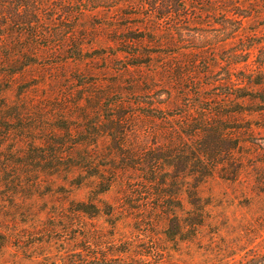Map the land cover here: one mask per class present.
Masks as SVG:
<instances>
[{
	"label": "rangeland",
	"instance_id": "374dc122",
	"mask_svg": "<svg viewBox=\"0 0 264 264\" xmlns=\"http://www.w3.org/2000/svg\"><path fill=\"white\" fill-rule=\"evenodd\" d=\"M202 1L214 11L200 19L201 25H188L184 39L147 43L158 42V37L140 19L131 21L134 25L121 37L132 38V48L148 54L139 59L115 58L116 50L131 48H116L111 32L99 27L101 19L84 16L77 23L87 35L84 62L67 60L61 65L57 57L44 56L22 75L0 84V264H134L131 260H146L148 254L162 264H264V0ZM76 18L72 15V29ZM163 68L170 88L140 95L139 89L147 86L138 89L133 83ZM178 74L187 76L191 86L185 102ZM193 77L205 88L201 99L194 95ZM84 84L87 87L80 90ZM93 84L97 92L107 94L100 106L125 105L113 112L115 117L138 114L128 138L147 156L156 153L158 131L185 133L179 118L184 105L208 109L222 104L229 117L224 116L222 126L229 128L225 132L236 145L234 169L227 170L238 167V176L230 180L216 174L199 187L194 199L205 206L203 225L189 226L193 198L188 184L195 185V177L190 182L181 165L157 175L158 180L167 178L161 189L138 172L121 173L103 197L121 214L108 217L104 208L93 218L75 214L72 202L87 201L89 188L72 186L71 180L50 175L53 170L44 171V161L29 159L25 136L9 132L19 125L16 118L21 115V126L34 129L39 154L50 156L49 142L61 138L55 129L67 124L87 129L93 121L98 110L83 95ZM144 97L164 101L167 109L150 111L152 118H146L137 106ZM84 111L88 121L82 119ZM99 113L104 118L112 114ZM165 116L166 125L160 119ZM160 190H165L164 196ZM158 201L164 209L155 211Z\"/></svg>",
	"mask_w": 264,
	"mask_h": 264
},
{
	"label": "trees",
	"instance_id": "16d2710c",
	"mask_svg": "<svg viewBox=\"0 0 264 264\" xmlns=\"http://www.w3.org/2000/svg\"><path fill=\"white\" fill-rule=\"evenodd\" d=\"M195 1L199 3L193 4ZM213 11V6H206L202 0H0V84L4 81L11 82L15 75H22L27 69L37 65L38 60L44 56L57 57L61 65L67 60L84 62L87 59L85 42L87 35L80 32V26L77 25L84 16L99 17L101 19L99 27L111 32L113 39L111 42L116 44V48H131L116 50L112 54L115 58L128 55L133 59H139L148 54L133 49L132 47L136 45L130 40L132 38L121 37L124 29L126 31L134 25L131 22L134 19H140L145 29L158 37V42L149 40L147 43L162 44L173 42L176 37L186 38V27L192 24L201 25L203 21L200 19ZM72 15L77 17L74 29ZM119 20L123 23L122 26L117 23ZM139 65L138 63L134 66ZM181 75L178 74L176 81L185 102L189 96L187 89L191 86L187 85L188 77ZM192 76L193 74L190 75ZM190 80L196 87L194 95L201 99L204 86L198 84L200 81L196 77ZM167 82L168 71L163 68L133 84L138 89L141 85H146V89H139V94L146 96L152 94L154 89H169ZM91 86L83 95L87 94L85 96L87 104L98 110L94 113L93 121L87 123V129L78 124H67L55 129V134L58 133L61 138L49 142L50 156L39 154V144L33 136L34 129L31 125L21 126V115H17L19 125L9 132L18 133L22 138L25 136L31 154L28 156L29 159L44 161V171L53 170L50 175H56L64 181L71 180L72 186L89 188L90 197L87 201L74 200L72 207L73 213L86 214L92 218L101 215L103 208L107 210L108 217L115 213L121 214V210L103 199L110 193L121 173L138 172L147 177L148 184L156 182L161 189L166 186L167 178L163 175L158 180L157 175L163 174L170 167L181 165L190 182L195 177V185L188 184L190 197L193 198L190 203L189 226L203 225L205 206L195 200L199 187L216 174L222 175L223 179L225 175L231 176L228 178L230 180L238 176V167L233 172L227 170L229 166H234L231 160L235 157L236 145L231 143L232 137L225 132V129L229 128L222 126L224 116L228 117L222 111V104L210 106L208 109L184 105L185 111L179 118L185 122L183 126L185 133L177 136L174 130L158 131V138L154 144L157 148L154 150L156 153L147 156L144 154L145 149L136 150L128 138L130 124L138 114L119 113L118 117H115L113 112L125 105L122 102H114L106 103L105 107L100 106L107 94L97 92L94 84ZM81 87L80 90H85L87 86L84 84ZM146 99L144 97V100L137 103V106L145 111L142 115L146 118H152L150 111L167 109L164 101ZM104 110L112 114L104 118L99 113ZM81 114L82 119L88 121V114L85 111ZM160 119L164 125L169 121V117L166 116ZM72 121L75 120L72 118ZM49 160L52 161L49 163ZM160 194L164 196L165 190H160ZM153 209L160 211L164 206L158 201ZM145 257L146 260L139 262L131 260V263L162 264L159 259L153 257V254ZM93 258L96 259L97 255Z\"/></svg>",
	"mask_w": 264,
	"mask_h": 264
}]
</instances>
